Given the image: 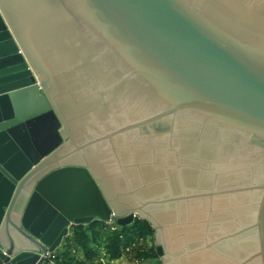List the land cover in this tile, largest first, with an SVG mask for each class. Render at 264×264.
Returning <instances> with one entry per match:
<instances>
[{
  "label": "water",
  "instance_id": "obj_1",
  "mask_svg": "<svg viewBox=\"0 0 264 264\" xmlns=\"http://www.w3.org/2000/svg\"><path fill=\"white\" fill-rule=\"evenodd\" d=\"M137 218L264 264V0H0V264Z\"/></svg>",
  "mask_w": 264,
  "mask_h": 264
},
{
  "label": "trees",
  "instance_id": "obj_2",
  "mask_svg": "<svg viewBox=\"0 0 264 264\" xmlns=\"http://www.w3.org/2000/svg\"><path fill=\"white\" fill-rule=\"evenodd\" d=\"M154 232L149 221L142 218L124 226L101 220L79 224L65 238L55 258L61 264H115L120 258L151 264L158 256Z\"/></svg>",
  "mask_w": 264,
  "mask_h": 264
},
{
  "label": "rangeland",
  "instance_id": "obj_3",
  "mask_svg": "<svg viewBox=\"0 0 264 264\" xmlns=\"http://www.w3.org/2000/svg\"><path fill=\"white\" fill-rule=\"evenodd\" d=\"M138 260H130L128 258H120L115 261V264H138Z\"/></svg>",
  "mask_w": 264,
  "mask_h": 264
},
{
  "label": "built area",
  "instance_id": "obj_4",
  "mask_svg": "<svg viewBox=\"0 0 264 264\" xmlns=\"http://www.w3.org/2000/svg\"><path fill=\"white\" fill-rule=\"evenodd\" d=\"M56 253L57 252H55L54 254H51L50 255V258H51V264H61V263H58L57 261H56Z\"/></svg>",
  "mask_w": 264,
  "mask_h": 264
},
{
  "label": "crops",
  "instance_id": "obj_5",
  "mask_svg": "<svg viewBox=\"0 0 264 264\" xmlns=\"http://www.w3.org/2000/svg\"><path fill=\"white\" fill-rule=\"evenodd\" d=\"M63 245H61L58 249H57V252L60 250V248L62 247Z\"/></svg>",
  "mask_w": 264,
  "mask_h": 264
},
{
  "label": "flooded vegetation",
  "instance_id": "obj_6",
  "mask_svg": "<svg viewBox=\"0 0 264 264\" xmlns=\"http://www.w3.org/2000/svg\"><path fill=\"white\" fill-rule=\"evenodd\" d=\"M157 257H158V256H157ZM157 257H156V258H157ZM154 259H155V258H154ZM152 260H153V259H152ZM152 260H151V262H152Z\"/></svg>",
  "mask_w": 264,
  "mask_h": 264
}]
</instances>
